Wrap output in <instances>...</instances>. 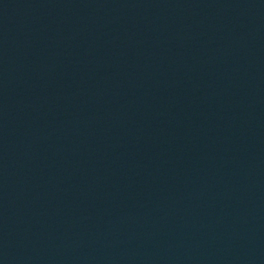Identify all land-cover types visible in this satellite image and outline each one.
<instances>
[{
	"label": "water",
	"instance_id": "obj_1",
	"mask_svg": "<svg viewBox=\"0 0 264 264\" xmlns=\"http://www.w3.org/2000/svg\"><path fill=\"white\" fill-rule=\"evenodd\" d=\"M0 264H264V0H0Z\"/></svg>",
	"mask_w": 264,
	"mask_h": 264
}]
</instances>
